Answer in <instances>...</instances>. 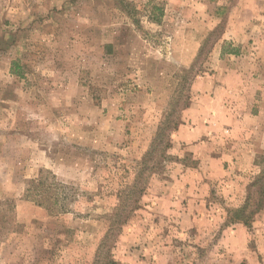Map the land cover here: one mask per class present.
<instances>
[{"label":"rangeland","instance_id":"1","mask_svg":"<svg viewBox=\"0 0 264 264\" xmlns=\"http://www.w3.org/2000/svg\"><path fill=\"white\" fill-rule=\"evenodd\" d=\"M237 1L0 0V264H264V149L214 178L177 129L154 143L216 71ZM47 170L69 188L66 213L26 196Z\"/></svg>","mask_w":264,"mask_h":264},{"label":"crops","instance_id":"2","mask_svg":"<svg viewBox=\"0 0 264 264\" xmlns=\"http://www.w3.org/2000/svg\"><path fill=\"white\" fill-rule=\"evenodd\" d=\"M259 4L260 0H238L234 5V15L218 43L220 63L215 72L204 71L194 77L191 104L174 134L176 144L188 146L194 159L211 164L210 171L205 172L210 177L225 174L220 168L225 160L232 164L236 160L241 167H251L256 155L264 149V57L257 52L259 47L264 48V4ZM238 12L240 15L235 19ZM243 13L247 18L243 19ZM205 27L196 26V32H206ZM187 42L182 55L175 58L186 66L198 55V49L188 55L191 45ZM233 42L243 48L252 45L258 55L251 57V61L247 55L241 58V52L230 47L231 43L235 46ZM239 59L241 67L238 68L231 61ZM255 65L257 71H250V66Z\"/></svg>","mask_w":264,"mask_h":264},{"label":"trees","instance_id":"3","mask_svg":"<svg viewBox=\"0 0 264 264\" xmlns=\"http://www.w3.org/2000/svg\"><path fill=\"white\" fill-rule=\"evenodd\" d=\"M230 52L232 53H236V51L234 49H230ZM179 123H175L174 125H172L171 127L169 126H162L157 134H156V138L154 140V143H162L164 137H167L166 134H168V142L167 145H169L170 142V137H171V131H175L178 127ZM170 129L169 133H167V130ZM157 148V144L154 145L152 147V150L149 152H147V156H151V152H154L155 149ZM146 157L143 158V161L145 163V159ZM141 164H143V162H141ZM50 177V179H52L51 182H49L48 178ZM262 177H264V174H262ZM57 178L55 177V175L47 170V171H41L40 172V176L36 179H32L29 181L28 186L26 187V196L29 197H35L36 202L41 205L44 206L45 203V199L48 198V200H50L51 204L50 205V209L52 208V210H55L53 208H56L58 213H66L68 212V207L66 205L67 201L70 198V192L68 191V186L64 185L60 182L56 181ZM53 190H56L57 192L52 193L51 195H49ZM60 190V191H58ZM142 192V190L139 191V193ZM61 193L64 194V196L61 195ZM132 193H136V191H133ZM123 194V193H122ZM40 197V199H39ZM56 206H59L58 209ZM46 207V206H44ZM121 209V207L119 208ZM246 208L242 207L240 209H237L234 211L235 217L236 219H238L240 222H243L245 225L249 226V218L250 215H247L246 213ZM120 225V220L119 221H113L112 223H110L108 231L105 234L104 239L100 242L99 248H98V256L101 252H99V250L101 251V249H103V247H105V245H107V239H109V235L111 234V232L114 230L115 227ZM106 238V239H105ZM97 256V257H98ZM94 264H98V261H95ZM105 264H117V261L110 257L107 256L106 257V263Z\"/></svg>","mask_w":264,"mask_h":264}]
</instances>
